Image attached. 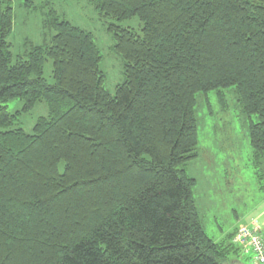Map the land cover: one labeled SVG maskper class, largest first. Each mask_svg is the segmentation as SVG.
<instances>
[{"label":"trees","instance_id":"16d2710c","mask_svg":"<svg viewBox=\"0 0 264 264\" xmlns=\"http://www.w3.org/2000/svg\"><path fill=\"white\" fill-rule=\"evenodd\" d=\"M86 1L122 61L113 95L92 35L54 11L43 44L26 41L14 59L12 9L0 0V264L237 261L236 232L216 244L203 231L185 165L196 157V96L218 91L223 103L233 87L257 118L249 143L262 169L264 0ZM133 18L139 32L119 25ZM11 100L48 114L26 134Z\"/></svg>","mask_w":264,"mask_h":264},{"label":"rangeland","instance_id":"374dc122","mask_svg":"<svg viewBox=\"0 0 264 264\" xmlns=\"http://www.w3.org/2000/svg\"><path fill=\"white\" fill-rule=\"evenodd\" d=\"M9 5L13 25L7 42L14 59L24 54L26 41L32 45L43 44L46 34L43 22L49 11H54L92 35L101 56L99 69L104 74V88L114 94L116 85L123 80L122 61L112 50V35L107 32L104 20L88 1L9 0ZM119 25L139 32L137 18ZM51 72L52 64L47 61L43 78L48 84L53 83ZM217 92L196 96V157L186 162L185 170L187 176L195 180L192 195L203 231L214 243L226 244L241 224L256 220L258 211L252 210L264 197V163L260 170L252 162L248 128L250 120L257 121L256 116L249 119L242 114L233 87L220 91L223 103ZM5 106L11 114L20 113L13 128L20 127L26 134L32 133L38 118L48 114L42 102L27 112L22 111L20 100H11ZM229 260L248 264V258L240 250L235 255L232 252Z\"/></svg>","mask_w":264,"mask_h":264},{"label":"built area","instance_id":"2783aa9c","mask_svg":"<svg viewBox=\"0 0 264 264\" xmlns=\"http://www.w3.org/2000/svg\"><path fill=\"white\" fill-rule=\"evenodd\" d=\"M231 243L248 255V264H264V236L256 221L250 226L239 227Z\"/></svg>","mask_w":264,"mask_h":264},{"label":"crops","instance_id":"0c3cea01","mask_svg":"<svg viewBox=\"0 0 264 264\" xmlns=\"http://www.w3.org/2000/svg\"><path fill=\"white\" fill-rule=\"evenodd\" d=\"M252 211H258L257 216L255 217V219L259 222V224L257 223L256 220H251L249 223L241 224L239 227H242V226H250L253 223V221H256L257 225L260 227V229L262 231V234L264 236V197L261 198L260 202L256 205V207L253 208ZM238 228L236 229V231L238 230ZM236 231H234V233ZM233 236H234V234H233ZM245 257L248 258V255H245Z\"/></svg>","mask_w":264,"mask_h":264},{"label":"water","instance_id":"95a60500","mask_svg":"<svg viewBox=\"0 0 264 264\" xmlns=\"http://www.w3.org/2000/svg\"><path fill=\"white\" fill-rule=\"evenodd\" d=\"M231 264H243V263H241V262H238V261H232V263Z\"/></svg>","mask_w":264,"mask_h":264}]
</instances>
